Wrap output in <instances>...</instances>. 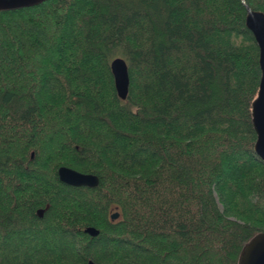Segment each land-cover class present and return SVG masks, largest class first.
Instances as JSON below:
<instances>
[{
    "label": "trees",
    "instance_id": "16d2710c",
    "mask_svg": "<svg viewBox=\"0 0 264 264\" xmlns=\"http://www.w3.org/2000/svg\"><path fill=\"white\" fill-rule=\"evenodd\" d=\"M245 15L242 0L0 9V264H237L264 231ZM61 164L97 185L61 181Z\"/></svg>",
    "mask_w": 264,
    "mask_h": 264
},
{
    "label": "water",
    "instance_id": "95a60500",
    "mask_svg": "<svg viewBox=\"0 0 264 264\" xmlns=\"http://www.w3.org/2000/svg\"><path fill=\"white\" fill-rule=\"evenodd\" d=\"M42 0H0L1 8H11L25 4L35 3ZM242 3L246 10L245 25L253 34L259 49L260 80L256 97L251 103V121L256 138L253 143L255 153L264 161V12L251 9L244 0ZM110 69L114 80V87L118 97L122 100L127 98L129 88V74L126 61L121 57L113 58ZM58 178L71 185L95 186L98 176L95 173L83 172L67 165H59L57 168ZM42 214V209H38ZM119 215L118 211L110 214L112 219ZM84 231L90 235L98 233V229L87 226ZM87 264H97L89 259ZM237 264H264V231H258L251 236L241 247Z\"/></svg>",
    "mask_w": 264,
    "mask_h": 264
}]
</instances>
